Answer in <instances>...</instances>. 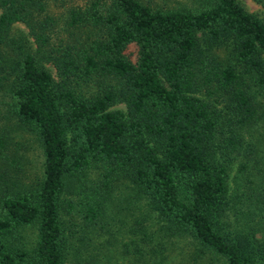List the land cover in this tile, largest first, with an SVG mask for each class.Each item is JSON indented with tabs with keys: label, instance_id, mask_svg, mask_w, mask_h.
Here are the masks:
<instances>
[{
	"label": "trees",
	"instance_id": "trees-1",
	"mask_svg": "<svg viewBox=\"0 0 264 264\" xmlns=\"http://www.w3.org/2000/svg\"><path fill=\"white\" fill-rule=\"evenodd\" d=\"M256 1L0 0V264H96L87 226L125 207L151 257L264 264Z\"/></svg>",
	"mask_w": 264,
	"mask_h": 264
},
{
	"label": "rangeland",
	"instance_id": "rangeland-1",
	"mask_svg": "<svg viewBox=\"0 0 264 264\" xmlns=\"http://www.w3.org/2000/svg\"><path fill=\"white\" fill-rule=\"evenodd\" d=\"M155 2V4H163L165 6H175V5H190L192 6L194 0H152ZM248 11H259L260 10V5L256 0H238ZM18 27H23L22 24H18ZM135 51H136V46L133 43H129L127 47L125 48V52L128 54L130 59L135 58ZM113 107L122 109L123 104L121 102H117L113 104ZM28 135H25L27 137ZM33 148L29 149L27 151L28 158L31 160L28 162L26 165L28 167V172L33 173V171L37 168L39 163L40 157V150L37 147L36 143L32 140L31 138H28L27 140ZM239 178L237 181H241V184L237 187L234 182V178L238 177ZM236 179V178H235ZM244 181L242 180V176L239 172L235 171V168H233L232 172L229 173V185L231 190L236 191L238 189L239 193V200L243 203L245 202V197L242 195V191L244 190ZM121 185V184H120ZM119 185V186H120ZM118 186V187H119ZM119 193H125L124 188H117ZM127 209H119L118 212H122L123 215L121 216L124 217L122 218V221L125 220V222H122L121 219L119 218H114L113 220H110L108 222H104L100 219H98L94 225H89L87 228H90L91 231L89 233H93V236L91 240V244L89 246V249L84 250L82 253V256L85 257H90L94 256L96 259V264H175L176 259L171 258L174 257V251L168 250L170 254L167 256V259H160L159 255L152 256L149 253L147 249V243H144L143 240H139L137 243L138 245H135L129 241L130 239V231L131 227L129 225L132 224V219L131 216H129V211L128 207H125ZM243 208H247L246 204L243 205ZM108 213H116L117 209L113 207L111 204L109 205L107 209ZM137 210H135L136 212ZM75 213V217L78 215ZM79 216V215H78ZM242 215H238L237 219H240ZM242 220L244 218L242 217ZM74 221V220H72ZM112 232L113 236L115 237L116 241H111L109 234ZM21 233L24 236V240L29 244V242L33 239L34 233H35V226L33 224H28L24 225L21 228ZM124 243H127V246H124ZM174 246V244H172ZM95 248L93 249V247ZM140 252L137 250L140 249ZM89 254V255H88ZM140 254H144L140 256ZM150 255V256H148ZM110 259L108 262H106V257ZM205 261H207V264H219L215 260H213L209 254L205 255ZM70 259V258H69ZM68 259V262L70 260ZM204 261L201 264H206ZM198 264V263H195Z\"/></svg>",
	"mask_w": 264,
	"mask_h": 264
}]
</instances>
